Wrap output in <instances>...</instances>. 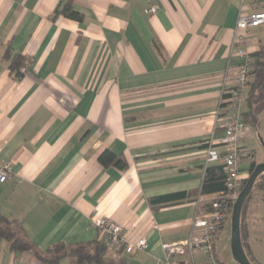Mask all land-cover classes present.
<instances>
[{
    "label": "crops",
    "instance_id": "obj_1",
    "mask_svg": "<svg viewBox=\"0 0 264 264\" xmlns=\"http://www.w3.org/2000/svg\"><path fill=\"white\" fill-rule=\"evenodd\" d=\"M261 12L264 0H0V162L19 180L0 185V214L41 251L99 243L103 262L84 264H166L165 247L188 241L219 195L201 194L206 150L223 149L221 100L242 63L237 20ZM244 47H264V25ZM8 49L26 59L21 77ZM254 133L243 143L259 164L246 142ZM104 152L126 170L101 165ZM251 165L241 160L243 180ZM99 218L149 248L104 247L91 226ZM170 260L207 264L202 253ZM0 264L44 263L0 240Z\"/></svg>",
    "mask_w": 264,
    "mask_h": 264
},
{
    "label": "built area",
    "instance_id": "obj_2",
    "mask_svg": "<svg viewBox=\"0 0 264 264\" xmlns=\"http://www.w3.org/2000/svg\"><path fill=\"white\" fill-rule=\"evenodd\" d=\"M157 12L156 7H151L150 14ZM264 25V12L252 15H239L235 28L233 47L242 63L236 71L234 84L228 88L222 97L221 104L226 103L225 109H220L222 128L225 136L221 141L222 151L211 144L206 150V168L223 164L227 172V191L219 194L211 200L207 211L197 215L193 222V233L188 241L166 246L168 259L166 264H181L172 262L171 257L175 255L190 254L193 257L197 253L206 256L209 264H218L216 254V239L229 222L233 207L239 198L246 180L240 176V164L243 158L253 162V154L244 147V139L247 126L242 122L241 114L245 97L252 83L253 57L244 47L248 33L251 29ZM228 96L227 99H223ZM1 151V144H0ZM8 181L19 183L13 170L12 163L0 162V185ZM91 226L103 239V246L118 250L125 254H133L137 251H146L149 248L148 241L141 238L131 242L121 236L120 224L106 218L93 219Z\"/></svg>",
    "mask_w": 264,
    "mask_h": 264
},
{
    "label": "trees",
    "instance_id": "obj_3",
    "mask_svg": "<svg viewBox=\"0 0 264 264\" xmlns=\"http://www.w3.org/2000/svg\"><path fill=\"white\" fill-rule=\"evenodd\" d=\"M63 13L65 16L80 20L82 17L75 13L70 6H67ZM253 61V73L252 83L247 90L245 97V108L242 111V122L253 130H258L261 124L260 117L264 113V47L252 55ZM6 59H12L10 64L11 71H16L17 76L21 77L20 70L26 64L25 57L12 56L11 51L8 49L5 54ZM228 96H224L223 99H227ZM227 104L224 102L221 105L222 109H225ZM99 162L104 167H116L119 170H126L127 163L120 157L115 156L110 152H104ZM257 163L252 162L250 175L252 174ZM249 179V178H248ZM245 181L244 187L248 181ZM227 172L223 164H215L207 167L205 170V177L201 188V194H221L227 191ZM258 190L264 193V173L261 174L254 188L247 198L241 215V239L242 245L246 252L251 264H261L258 262L252 251L250 244V237L248 227L246 224V217L248 213V202L253 195L254 191ZM231 222V217L229 219ZM231 224V223H230ZM0 240H6L11 244V250L14 253L20 254L23 252H29L33 257L44 264H58L59 261L65 257H70L78 264L84 263H102L104 258L100 250L99 243L88 244H76L72 246H66L64 244H57L49 248L47 251L39 250L36 245L27 238L23 231L22 226L18 221L9 220L0 214ZM217 250V248L215 247ZM217 254V253H216ZM217 260L218 255L216 256ZM108 264H128L125 260H111ZM207 264H209L207 262Z\"/></svg>",
    "mask_w": 264,
    "mask_h": 264
},
{
    "label": "rangeland",
    "instance_id": "obj_4",
    "mask_svg": "<svg viewBox=\"0 0 264 264\" xmlns=\"http://www.w3.org/2000/svg\"><path fill=\"white\" fill-rule=\"evenodd\" d=\"M245 107V105H244ZM261 124L255 133L247 137L248 150L255 153L258 162H264V113L260 117ZM250 177V176H249ZM264 193L255 190L248 202L246 224L249 232V241L255 259L264 264ZM231 222L223 228L219 239L217 254L218 264H238L231 252Z\"/></svg>",
    "mask_w": 264,
    "mask_h": 264
},
{
    "label": "water",
    "instance_id": "obj_5",
    "mask_svg": "<svg viewBox=\"0 0 264 264\" xmlns=\"http://www.w3.org/2000/svg\"><path fill=\"white\" fill-rule=\"evenodd\" d=\"M263 173H264V162L256 165L233 207V211L231 215V252L234 260L238 264H251L242 245L241 215H242L243 206L247 198L251 194L258 177Z\"/></svg>",
    "mask_w": 264,
    "mask_h": 264
}]
</instances>
